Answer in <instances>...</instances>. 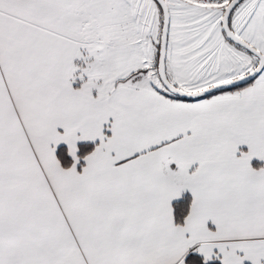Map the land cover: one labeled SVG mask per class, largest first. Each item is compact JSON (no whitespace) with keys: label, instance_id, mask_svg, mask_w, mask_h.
<instances>
[{"label":"snow or ice","instance_id":"snow-or-ice-1","mask_svg":"<svg viewBox=\"0 0 264 264\" xmlns=\"http://www.w3.org/2000/svg\"><path fill=\"white\" fill-rule=\"evenodd\" d=\"M0 264H264V0H0Z\"/></svg>","mask_w":264,"mask_h":264}]
</instances>
